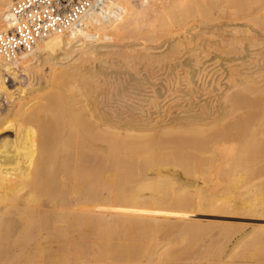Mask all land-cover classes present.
Here are the masks:
<instances>
[{
	"label": "bare ground",
	"instance_id": "obj_1",
	"mask_svg": "<svg viewBox=\"0 0 264 264\" xmlns=\"http://www.w3.org/2000/svg\"><path fill=\"white\" fill-rule=\"evenodd\" d=\"M10 1H12V0H0V8L6 2L9 3ZM138 1H140V0H137V2ZM179 1H180V3H179L180 5L177 6V7L174 5L175 7H173L171 5L169 6L168 0H167V2H166V0H162V1L161 0H142V2H143L142 5L143 6H141V9H139V7L137 9V8L134 7V0H90L89 7L87 8V10L84 13H82L78 17V19L79 18L80 19L81 18H86V17L90 16L89 17L90 23L92 21H98V27H93L92 28V30L97 32V33L94 34V36L97 37V42H95L94 44L93 43L92 44H86V43L85 44H81V43L78 44L79 40L76 39L77 41L74 40L75 42L72 44V42H70L72 39L68 38V36L69 35H71V36L75 35V32H74L75 30L73 31V30H70L68 28L64 32H59L65 38H56L57 40H59V41H57V43H61V44H63L62 46H64V45H66V42H70L73 45L72 47H74L73 51H75V52L81 51V52H78V53H80L79 55H81V54L82 55L83 54L86 55V54L89 53V51L93 52L95 55L96 54L100 55L99 56L100 62L97 61L99 63V66L97 64L96 65L97 67H96V69L94 68L95 69L94 70L93 68L91 69L90 65L87 64V66H89V68L92 70L91 71L89 69L90 70L89 71L87 69L89 71V72L87 71V73L91 72L90 74L94 75L95 71H96L97 74L100 75V76H102V74H103V76H104V74H105V76H108V75H110V72L109 73L106 72L108 66H107L106 61H104V58L105 57L107 58V57L115 56L118 59V57H121L120 56V51L117 49L118 44H116V42L111 43L114 40V38H118V35L121 37V40H124L126 42H128L127 40L130 39L131 37L134 38V39L141 40V41L143 40L144 42L150 41L151 38L148 36V33H147L148 31L146 30V26H149V25H146V24H149L150 21H152L151 23H155V22H157L159 20H162L165 23L162 24L160 27H164V28H158L156 26H151L152 27L151 32H159V31H167V30H169L167 34L162 35L161 37H159L158 40H160L162 37L165 38V36H168L169 34H170V36L171 35L174 36V34L181 33L180 31L182 30L183 27L191 25L190 22H189V25H187L188 24V20L187 19L188 18L189 19H193L191 17L192 15H193V17H195L196 15L200 16V20L201 21L203 20L206 23L207 22L209 23V21H210V23H211V19L212 18L214 19L213 15L215 14L214 12H213L214 13L213 15L210 14L211 8L213 10L218 9L219 13L222 12L224 14V9H223V7L221 5L225 6L224 4L228 3L227 5H230V7L232 5L231 8H233L232 9L233 11L231 9L228 10V11H232V13H230V15L228 13V16H233L234 17L233 19H230V20H234L235 19L236 21L238 20L239 23L240 22L243 23L244 22L243 20H245L246 23H249V25H248L249 29H247L245 31L247 32L248 30H250L251 32H253L256 35H259V36L261 35L260 39L262 40V38H263V40H262V42L259 40L260 42L257 41L258 42L257 43L254 40V38L252 39V37H251V38H249L248 41H250V39L253 40V41H251L250 44L247 45V46L244 44L246 46V47L244 46L245 47L244 49L241 48V50H243V52H241L242 56L240 55L238 58L237 57L221 58L224 61H222L221 59L220 60L222 62H226L225 65L227 63H229V62L233 63V65H234L233 70H234L235 66H237V67H239V69H241V71H244L242 74H244L246 72L249 73V71L252 70L253 67L258 68V69L259 68H263L264 69V64L261 63L262 62L261 60H259L260 56H259V58L257 57V59L259 61H261V62L258 61V63H255L254 66H252V64H253L252 60L250 62L249 61L250 59H248L249 57H251L250 54L252 52V50H250V48L251 49H255V47L261 46L262 43L264 44V0H241L242 2H240V0H211L210 6L208 8L204 7V9H200L199 3H200L201 0H179ZM203 1H205V0H203ZM238 1L241 3V5H240V3ZM140 2H139V4H141ZM205 2H207V1H205ZM243 2H244V4H243ZM171 4H172V2H171ZM193 4L195 6L194 7L195 9L192 8V7L190 8V6L193 5ZM137 6H138V4H137ZM191 9H193V10H191ZM198 9H200V10H198ZM213 10H211V13H212ZM7 11H8L7 9H1L0 10V17H1L2 13L8 15ZM225 12H227L226 9H225ZM211 16H213V17L211 18ZM220 16H222V15H220ZM223 16L227 17V15H223ZM4 17H6V16H4ZM197 18L199 19V17H197ZM196 19H194V21H195L194 24L197 22ZM216 20H219V17ZM240 20H242L243 22L240 21ZM191 21L193 22V20H191ZM1 22H2V20H1ZM77 22H78V20H77ZM208 23H207V25H208ZM213 23H214V21H213ZM200 24L202 25L201 22H200ZM200 24L198 23L197 26L200 25ZM236 24H237V22H236ZM202 26L204 27V25H202ZM245 26L247 27V25H245ZM72 27H75V26H72ZM208 27H210V26H208ZM89 28H91V26H89ZM2 29H4V26L1 24L0 25V30H2ZM188 29H190V28H188ZM201 30H202V28H201ZM234 30H235V28H234ZM237 30L234 31V32H237ZM185 31H186V29H185ZM210 31H212V30H210ZM233 31H232V33H233ZM191 32H192V30L190 31V33ZM198 32H200V31H198ZM198 32H196V33L198 34ZM213 33H216V32H213ZM205 34L203 33L202 36H204ZM189 35L190 34H188V36ZM156 36H159V35H156ZM207 37H208V35H207ZM168 38H172V36L171 37L168 36ZM210 38H208V39H210ZM213 38H215V37H213ZM187 39H188V37H187ZM189 39H193V38L190 37ZM49 40H50V42H52L53 39H49ZM183 40H184V38H183ZM108 41H111V42H108ZM179 41L181 43V40H179ZM236 41H238V39ZM43 42L44 41L39 42L24 57H20V58L14 60L11 63H7L8 65L6 66L7 68H5V69H8L10 71H12V70L14 71L16 69V67H17V64L19 65L20 62L21 63L24 62V61L26 62L25 58L27 59L28 56H32V58L34 57L33 59L36 58L35 61L33 62L31 60L32 58L29 59L28 61L31 60L34 64H36L35 66H40L42 63L43 64L46 63L50 67V70H53V72L51 71V73H55V72L57 73V71L59 70V72L61 71L62 73L69 75V78H71L70 81H72L74 83L76 82L77 79H81V80L83 78L85 79V77H83L82 75L83 74H87V73L86 72L83 73V71L82 72L79 71V73L80 72L83 73L82 75H80L81 73L80 74L77 73V70H80V68L77 65H76L77 67H75L74 65L72 66V64L69 65V66L66 65V63L68 61H71V59L69 58L71 56L68 55L69 57H66L67 55L64 54V53H66V50H65L66 47H63L61 49V51L59 50L60 51V52L58 51L59 53L55 52V54H51V53H48V52L46 54H41V53L40 54H36V53H34V51L37 50V49H38L37 52H39V50L40 51L42 50V49H39V46H41ZM204 42H210V41H201L202 44ZM202 44H200V45H202ZM205 44H207V43H205ZM54 45H57V44H54ZM129 46L131 48V44ZM197 46H196V48L194 47L195 48L194 50L192 49L193 51L192 50H190V51L195 52V54L198 57H202L203 63H201V64H206L207 62L214 60V57L210 56L209 53H206L207 51L204 50L202 48V46H200L198 48H197ZM165 47H164V45H162V46L160 45L159 48H156V50L157 49H162V48H164V49H162L160 51H154L155 55H157V57H159L160 55L158 56V54H161L162 52H164ZM70 48H71V46H70ZM127 48H128V46H127ZM130 48H128V49H130ZM260 48H259V50H260ZM66 49H68V48H66ZM135 50H137V49H135ZM138 50H140V49H138ZM262 50H264V48H262ZM43 51H41V52H43ZM184 51H187V50L184 49ZM189 52H185V53L183 52L184 53L183 55L186 54L188 57H186V58L183 57L184 61L179 62L180 65H183V64L189 65L190 64V62H191L190 57H192L191 56L192 54L188 55ZM260 52L258 53L259 55L261 54ZM134 53L136 54V52H134ZM168 54H170V53H168ZM180 54H182V53L180 52ZM237 54H238V52H237ZM256 54H257V52H256ZM64 55H66V56H64ZM136 55H137L136 56L137 58L135 60H133L134 63L136 61L139 62L142 59L144 60V58H151V56L149 57L150 54L146 55V56H144V55L138 56V54H136ZM152 55L155 56L154 54H152ZM177 55H179V53L178 54L176 53V55L174 54V56H176V57H177ZM252 55H254V53H252ZM153 56H152V58H153ZM255 56H257V55H254V58H255ZM61 57H63V58H61ZM95 57H98V56H95ZM86 58H85V60H86ZM254 58H253V60L255 61ZM68 59H70V60H68ZM77 59L80 60V58H77ZM177 59H178V57H177ZM72 61H73V59H72ZM121 61L116 62V60H114L113 63H112L114 66H112V68H114L115 66L119 67L120 65H123V63H121ZM214 61H216V60H214ZM77 62L78 61H76V64H77ZM217 62H215V63H217ZM74 63H75V61H74ZM83 63H86V62L84 61ZM131 63H132V61H131ZM176 63H177V60H176ZM80 64L82 65V63H80ZM128 64H129L128 66H130V63H128ZM197 64L198 63H196V65ZM208 64H210V63H207L206 65H208ZM217 64H218L217 67H220L218 70H221L222 76L224 77V79H226L225 81H227V82H225L226 86H225L224 90H221V91L219 89L220 86L218 87L216 85L217 83L215 84V86L219 89V90L215 89V91L216 90L219 91V93L217 94V100H216L217 104L213 107V106L209 105L208 103H206V100H205V102H203L204 106H203V108H200L199 112L197 111V110H199V109H197L198 108L197 106H192V107L188 106L187 107L185 105L187 107V109H186L185 106L180 105L178 110H177V116L175 117V113L176 112L172 113V114H174V116L171 114L172 117H173L171 122H167V121L161 120L162 116L165 117L166 112L164 114V112L162 110L159 111L157 109H156L157 111H155V112L153 111L152 112L153 115L155 114V116L154 117L152 116V117L156 118V121L154 123H153L154 120L151 121L152 120L151 117H150L151 113L149 112L150 113V115H149V113L147 114L144 110L141 111V115L139 114L140 116H142V117H140V119L138 118L137 120H133V118L132 119L126 118V120H125V118H124L125 121H123V117H118V116L114 117V116H112V113H109V109H103L102 108L105 111H103L104 114H101L102 117L100 118L99 115H95L94 112H93L94 111V106L96 104H98V103L94 104V106L91 108L89 103L91 104L92 102H90V101H92L93 99L91 100V98H89L88 95H90V94L87 95L88 97L86 96V99L84 98L85 100H87V99L90 100V101L87 100V102L84 100V102H86V103H83L84 105L88 103V106H90L89 107V114L87 115L86 112H84L85 116L87 115L86 117L89 119L88 121L91 123V125H90V123H89V125L92 126V128L94 127V129L95 128H99L100 131H102V133L103 132L113 133V134H115V136H118V137H120L121 135H132L134 137H139V138H141V137H146L147 138L148 137V139H149V136H151L150 135V131L153 130V128L155 126V123L160 124L161 122H163V124L161 126H159L160 130L159 129L156 130L157 128L154 129V130H156L154 132L156 134V136H157L158 133H160V135H161V134H168V133H170V134L174 133L175 134L178 131L187 132L186 136H184V137H181L180 135H179V137H176V135H174L175 137H169V135H168L169 139H166V142H168L166 144H168V145L170 144L169 140L172 139L173 143H172V145L170 144L171 146H174V145H177V146L179 145L180 146L181 145L182 147L187 148L185 150L187 152H183L184 154L179 152L180 158H178V155H179L178 152H176L174 150L173 152L177 153V157L173 158L172 155L169 156L165 152L168 156H164V157H161V158H159V156H157L158 158L157 159L155 158L156 160L152 159L154 157L151 156L152 157L151 159L153 161L149 159L150 162L146 161V163H144L145 166L143 165L144 167L137 166L136 165V162H137L136 158H138L139 155H137L138 157L136 155H134V153H137V151L134 150L135 148H132V150H131V147H129V151L131 150L130 151L131 153H129L130 155L127 154L128 155L127 157H124V155H126V154H123V153H126V152H123L122 148L119 149L120 147H118L119 146L118 144H116L118 146H114L113 142H112L111 144L109 143V144H105L104 145L105 142L103 140H101L99 133L98 134L96 132H95V134H93L94 132L90 133L93 129L92 128L90 129L88 127L89 130H91V131H89L87 129V126H89V125L86 126L87 123H85L84 124L85 126H83V123L81 124L79 122V121H81L80 118L79 117L76 118L78 113L74 114L76 112H74V109L73 110L71 109V105L72 104L68 103L69 100H67L68 104L62 103L61 106L59 107L60 108V112H61V113L59 112L60 113V115H59L60 117L59 116L55 117V118L53 117L54 121H53V124L51 125V127H49L50 129L46 130V132L44 130L43 131L44 134H42V135L38 134L39 137H36L35 139L33 137L34 134L32 135V137L34 139L32 144L29 141H27V142L25 141L26 143L24 144L21 141L22 139H20V141H21V143H20L19 141H17L18 139H16V140L14 139L13 134L12 135L9 134V136L13 137L12 138L13 140H11L12 142H9L10 140H8V143H6V145L4 144L3 150L1 149L3 152L1 151V153H0V178L3 181H6V183H5L6 185L2 186L3 188H5V191L2 192L3 190H0V226L2 225V223H1L2 220L8 215H10L9 217L14 216V218H16L19 215H22V217H24V218L26 217L25 219H27L28 221H31L33 219H37V221H38V220L41 219L40 220L41 222H42V220L45 222L46 221L45 220L46 217H47L48 220L54 219V221H56L58 219V217H59V219L62 218V220H64V217L67 216V217H65L67 219L64 220V222L67 221L66 223H64L62 220L60 222H63L64 224L60 223L58 221L59 222L58 224L59 225L63 224L64 228H66L65 224L68 225V233H66L67 237L66 236L65 237H66V239H68L67 243L69 244V247L68 246H67L68 248L65 247L67 252H66V250L64 251V252L67 253V255L65 256L66 258H64L65 262L67 264H92L93 258H94V262L96 261L95 264H117V263H122V262H124L122 264H153L154 262L159 261L163 257H167V255L169 254V251L171 249V244H172V246H174V244H175L174 243L175 241L172 242L168 238L172 239V237L175 236V239H177L178 236L176 237V235H179V234H175V233L177 231H179L178 229L187 228L193 223L192 222L193 220L191 219V217H194V216H192V214H193L192 212L193 211L197 212L200 207H202L203 210H205L204 209L205 207H210V209H213L217 205V203H216L217 199H215L212 196L213 194L212 195H208V193H207V196H206L207 198L202 197L204 191L197 187V189H199V190H201L203 192L198 190L199 193H202L201 197L198 196V193H196L198 197L195 198L193 196L194 194L190 195L189 192H191V190H187L185 186L183 187V184H184L183 180H182L183 181L182 182L183 183L182 186L179 185L180 182H176V180L178 178L175 179V176H174L175 173L173 175L170 173L172 175L171 177H170V174H169L168 177L167 176L165 177L163 175L162 171H161L162 170L161 169L162 166H166V165H170L171 166L172 165L171 166L173 168L172 172L174 171V169H176V166H177V168L178 167L181 168V170L180 169H177V170H179V171L183 170L187 175H192L193 173L196 174V171H198L197 169H195L196 167L200 166L199 168L202 169V170H203V168H205L206 165L203 166V164L200 165V164H196L194 162H191L190 161L191 158L189 160V157H191L193 155L192 154L193 151H191V148L195 149L197 146H199V145H196V143L200 144V142H202V144L204 145L203 142L208 143L209 141H214V139L217 138V137H211V135H209L210 137H208V135H207V137H205L204 135H202V133L200 134V132H203L206 129L208 130L209 127H207V126H209L213 122L212 121L210 123V122H206V121H211V119L220 120V118L221 117L223 118V116H225L226 114H227L226 116L228 117V114L232 116V114H234V113L240 114L238 116L233 115V118L234 119L237 118V121H245V120H250L251 119V121H249V123H247L246 126L243 128V130L241 132H239V133L228 134V133H225V131L224 132L223 131L217 132L218 133L217 136L219 137V139L222 138L225 141V137L224 136L226 135L228 137V139H230L232 144L233 143L236 144V142H237V143H240V145H242V146L244 145L245 146V147H242V148H244V150L241 148L242 152L239 155H237L236 153H232V152H231V154L228 155L227 152H226L227 153L226 154L225 152H222L220 150L222 153H225V154L224 155L222 154L221 156L218 155V156H220V158L218 156H217V158H218V160L219 159L220 160L221 159L222 160L223 159H227L228 161L231 158L232 162L231 161H229V162L231 164L234 163V164L231 165V167L233 165H235L236 163H238L239 161L244 162L245 167L243 165L242 170H244V168H246L245 171H246L247 174L245 173V171L243 172V174H245V175H248V174L251 175L252 174L251 176H253V174H254V175H259L257 177L261 178L260 173L256 174L257 171L254 168L255 167L256 168L260 167V168H257V170L259 172L264 170L263 167L261 168L262 164H264V98L261 96L262 95V91L264 90V73L262 75L260 74L261 76H258V73L261 71V69H260V71L258 73H256L258 77H256L255 73L254 74L250 73V75L251 74L255 75V77H253V78L249 77L250 80H248L247 78H246L247 80L244 79L243 75L241 76L242 78H235L236 76L232 77L227 72V69H231V68H227V69L224 68V64H221V62H219ZM78 65H79V63H78ZM133 65H134V67H136L135 66L136 64H133ZM35 66L31 69L32 71L34 70ZM85 66H86V64H85ZM128 66L125 64V67H124V65H123L124 68H127ZM226 66L228 67L229 64L226 65ZM199 67H200V65H199ZM208 68H209V66H208ZM36 69H37V67H36ZM29 70H26V71H29ZM169 70H170V68H169ZM188 70H190L189 71L190 77L193 78L194 74H195V70H194L193 66H189ZM84 71H85V69H84ZM238 71L240 72V70H238ZM238 71H236V72H238ZM35 72H36V70H35ZM262 72L263 71H261V73ZM29 73H31V72H29ZM32 73H34V72H32ZM114 73L117 74V72H113V70H111V74H114ZM187 73L188 72H186V74ZM159 74H160V72H159ZM232 74H233V72H232ZM235 74L237 75V73H235ZM34 75H36V74L34 73ZM87 75H89V74H87ZM95 76L98 77L97 75H95ZM105 76H104V78H105ZM238 76L239 75H237V77ZM42 77L34 76L33 79L31 78L32 79L31 83L28 81L30 84L27 83L28 84L27 88L25 87L26 88L25 89V92H26L25 95L27 97L28 96L30 97V95L33 96V94H34V96H35V94L36 95L38 94L36 97H38L40 95V91H41L40 85L46 83V81L44 80V77L43 78ZM187 77H189V76H187ZM90 78L92 79V76H90L89 79ZM112 78H113V80H111V79H109V80L114 81V77L113 76H112ZM229 78H230V80H228ZM231 78H234V79H231ZM46 80H47V78H46ZM86 80L89 81L88 79H86ZM86 80H84V82H80L81 84L84 83L82 85L83 88L80 86L81 89H76L77 87H79L78 85L75 87V89L80 91V93L82 92L81 94H84V95H81L78 91H76V92L79 93V94L77 93L78 95H81L80 98H82L83 96L85 97V93H88L89 91H91L89 89V85L91 86V84H90L91 82L90 83L88 82V84H89L88 85ZM117 80H118V77H117ZM93 81H94V79H92V83L94 84ZM176 81H178V80H176ZM228 82L230 83V85H229ZM70 83H69V85H70ZM205 83H207V82H205ZM213 83H215V82H213ZM213 83H211V84L213 85ZM191 84H193V83H191ZM212 85H211V90H214V88H216V87L214 86V88L212 89ZM66 86H68V85H66ZM46 87H44V88L46 89ZM92 87H93V85H92ZM92 87H90V88H92ZM242 87H244V88L240 89ZM69 88H70V86H69ZM72 88L74 89V87H72ZM73 89H72V91H73ZM157 90H156V92H157ZM242 90H245L243 93L248 91V94H249V92H250V94H249V96L243 97V99L239 100L240 99L239 95L242 93ZM195 91H197V90H195ZM95 92H97V91H95ZM193 92H194V90H193ZM204 92H205V90H204ZM216 93L217 92H215L214 94H216ZM21 94H22V91H21ZM159 94H158V98H160ZM75 95H76V93H75ZM151 95H152V93H151ZM221 96L223 97L222 101L224 102L223 99H226L227 102L226 101L225 102L227 104L225 102H224L225 104L221 103V101H220ZM36 97L34 98V100L36 99ZM91 97L94 98L93 96H91ZM197 97H198V95H197ZM19 98H21V97H19ZM22 98H24V97H22ZM31 98H33V97H31ZM31 98L29 100L31 102L30 106L32 107ZM80 98H78V99H80ZM13 100H15V99H13ZM13 100L10 103H13L14 102ZM228 100H229V102H228ZM58 101H60V100H58ZM97 101H100V100H97ZM149 101H151V100L149 99ZM37 103H39V102H37ZM15 104L16 103L11 104L12 108L7 110L4 113V115L0 116V132L1 133H2L5 125L7 127V124L9 123L8 121H9L10 117H12V111L14 112V108L16 107ZM17 104L19 106V102ZM83 104L80 105V108H81V106L85 107ZM101 104H104V103H101ZM177 104H179V103H177ZM157 105H158V107H160L159 103ZM172 105H173V103H172ZM26 106H27V104H26ZM42 108H43V105H42ZM86 108L88 109V107H86ZM29 110H30V108H29ZM34 110H35V108H34ZM82 110H84V109H82ZM240 110H243V112H239ZM17 111H19V110H17ZM20 111H22V109ZM29 112H33V111H29ZM29 112L26 113V116H27V114ZM39 112H40V109H39ZM95 112L98 113L97 111H95ZM82 113H83V111H82ZM100 113H102L101 110H100ZM144 113H146V114H144ZM15 114H16V111H15ZM37 114L38 113H36V115ZM42 114H43V111H42ZM30 115L34 116V113H30ZM71 115L75 116V117L73 116L72 118H73V120L75 118L76 122L79 120L78 121V126L81 124L82 128L86 127L85 128L86 130L85 131L83 130V131L86 133L87 130H88L87 133H89V134L86 133V135H85V133H84L83 135L82 134L78 135L80 130L79 131L76 130V133H78L77 135H76V133L72 134L73 130H70V129H74L77 126H76L75 120H74L75 125H74L73 120H71ZM113 115H115L114 112H113ZM168 115H166L167 116L166 120L169 121ZM17 116H21L20 112H19V115H17ZM28 116H29V114H28ZM37 117H39V115ZM86 117L84 118V120H86ZM143 117H145V119ZM44 118H45V116H44ZM53 118H52V120H53ZM141 118H143V119H141ZM208 118H210V120H207ZM222 118H221L220 121H222ZM11 120H13V118H11ZM19 120H20V118H19ZM36 120H37V118H36ZM42 120H43V118H42ZM218 120H216V123L218 122L220 125H221L222 122L224 123V121L219 122ZM115 122H117V123H115ZM218 123L216 124V126L219 125ZM12 124H14V123H11V121H10V124H9L10 127H14V125L11 126ZM71 124L74 125V128H73V125L71 127L69 126ZM214 124H212L213 126L211 125V128L215 126ZM39 125H41V124H39ZM231 126H234V124L231 123ZM6 127H5L4 130H6ZM79 128L81 129V127H78V129ZM7 129L9 130V128H7ZM222 130H224V129H222ZM4 132L6 133L8 131H4ZM194 133H196V135H194ZM40 134H41V132H40ZM155 134H154V136H155ZM187 134H189V135H187ZM14 136H16V135L14 134ZM41 137H43V138H41ZM27 138H26V140H27ZM157 138H153L152 140L149 139L150 142L152 141L151 143L150 142L146 143L148 140L145 142V144L142 143V146H141V148L139 150H144V151H146V150L148 151L149 150V152H150L151 149H155L157 146H159V143L161 141H163V139L160 138V140L161 139L162 140L160 142L159 141L156 142ZM154 139H156V140H154ZM219 139L217 138V140H219ZM158 140H159V138H158ZM221 140H219V141H221ZM142 142H143V140H142ZM22 143L27 148H25V146ZM27 143L31 144V145H28V146H30V149L28 148ZM38 144H40L41 146L38 145ZM73 144L75 146H77L78 144L79 145L82 144V146H84V147L80 146V148H77ZM194 145L196 146L195 148H193ZM73 146H74V148H73ZM179 146H178V148L180 149L181 147H179ZM200 146H201V144H200ZM161 147H163V146H161ZM202 147L204 148V146H202ZM202 147H199L198 150L201 151L200 148H202ZM72 148L74 150L77 148L76 152H79L78 155L83 153V152L80 153V151H79L80 149L85 152V149L83 150L82 148H86V152L89 150L88 152H94V153H96V155H95V157H93V159L92 158H87V159L83 158V160H82L81 158L84 156V153H83L82 157H80V155L77 157V155L75 156L76 152H74L75 154L72 153L73 152ZM174 148H176V147H174ZM188 148H190V149L188 150ZM227 148L228 147H226L225 149H227ZM171 149H173V148H170V150ZM213 149H212V151H213ZM228 149H231V148H228ZM235 149L237 150L238 148H235ZM235 149H233V151ZM24 150L25 151L28 150V151L26 153H24L23 152ZM120 150H122V151H120ZM195 150H197V148ZM195 150H194V153L196 152ZM209 150L210 149H208V151ZM217 150L218 149H216L215 151H217ZM245 150H246V153H243ZM144 151H142L143 154H144ZM182 151H184V150H181V152ZM199 151H198V154H199ZM208 151H206V153ZM224 151H226V150H224ZM20 152L23 153L22 154L23 156H24V154L27 155V157L26 158L24 157V159H23V156L20 155ZM175 153H173V154H175ZM203 153H202V155H204ZM18 154H19V157L22 158L23 160L19 159V157L17 156ZM169 154H170V151H169ZM196 154H197V152H196ZM134 156H135V158H134ZM160 156H162V155H160ZM205 156H208V155H205ZM228 157H229V159H228ZM78 159L81 160V161H79ZM204 159H205V157H204ZM216 161H215V164H216ZM199 162L202 163L203 161L201 160ZM207 162H209V161H207ZM230 163L227 164V162H226V164L229 165V166H230ZM207 164H209V163H207ZM240 164H241V162H240ZM257 164H259V165H257ZM212 165L214 166L213 163H212ZM212 165H211V167L209 166L210 169L213 167ZM236 165H238V164H236ZM133 166H134V168H137V169L139 167V169L141 168V170H139L137 172V175H135V177L133 178L132 181L128 182L127 175L132 173V172H134L132 170V169H134V168H132ZM135 166H137V167H135ZM158 166H161V167H159L161 170L160 169H155V167H158ZM170 166H167L165 168L163 167V169L169 170ZM201 166H203V168ZM215 166H216L215 168H217V164ZM226 167L227 166H225L224 168H226ZM220 168H222V167H220ZM239 168H240V166H239ZM218 169H219V167H218ZM215 170L217 171V169H215ZM230 170H232V169H230ZM239 170H241V168ZM224 171L227 172L228 169H226ZM221 174H223V171H222ZM229 174H232V173L229 172L228 175ZM234 174L235 173H234V169H233V174L232 175H234ZM243 174H241V176ZM228 175L226 176V174H224L223 177L225 178V176H226L225 179H228ZM183 176L185 177L186 175H183ZM194 176H196V175H194ZM194 176H192V178ZM210 176H212V175H210ZM237 176H239V175H236V178H237ZM196 178H193V179H196ZM181 179H182V177H181ZM186 179H184V180H186ZM210 179L212 180L211 177H210ZM216 179H220V178H216ZM233 179H235L234 176H233ZM202 180H203V178L201 179V181L200 180L199 181L202 182ZM214 180H215V178H214ZM187 181H186V184H188ZM206 181L209 183V178ZM206 181H203V182H206ZM207 182H206V184H207ZM220 182H219V184H221ZM253 182H255V181L253 180ZM257 184H260V183H257ZM217 185H214V187L216 188ZM203 186H201V187H203ZM254 186L252 185V187H254ZM204 187L202 189H204ZM191 188H192V185H191L190 189ZM17 189L20 190V191H18V192H20V198L17 197V196H13L14 198L16 197V199L12 200L13 204H11L10 202H8L7 198H5V197H7V195H9V196L12 195L15 191H17ZM188 189H189V187H188ZM197 189L194 188V190H197ZM209 189L207 188L206 190H208V191L213 190V189H210V190ZM221 189H223V188H221ZM9 191H10V193H9ZM216 191H210V193L211 192H216ZM18 192L16 193L17 195L19 194ZM192 192H193V190H192ZM231 192H233V191H231ZM248 192H247V194H248ZM255 192H256V189H255ZM255 192L249 193V196H250V194H252V196H253L255 194ZM222 193H223V191H222ZM252 196H250V197H252ZM219 197L222 199L223 196L222 197L219 196ZM225 198H227V197H225ZM224 199L222 201H226ZM232 200H234V199H232ZM152 202H158L159 204H157V205L160 208L154 209V210L153 209H151V210L146 209V205L148 203H152ZM215 203H216V205H214ZM239 203L242 204L240 201H239ZM240 204H238V205H240ZM65 209L68 210V212L65 211L67 214H65V216L62 217L60 214H64L65 212L64 213H62V212ZM210 209L206 208L205 212L207 210H210ZM201 213L203 214V211H201ZM207 213L209 214V211H207ZM207 213L205 215L204 214L203 215L206 216ZM196 214L199 215L200 213L199 214L196 213ZM222 214L224 215V213H222ZM223 215H222V217H223ZM240 215H241V213H240ZM224 216H228V215L225 214ZM22 217H20V219H22ZM18 219H19V217H18ZM195 220H198V219H195ZM200 221H204V220L201 219ZM210 221H212V220H210ZM210 221L208 220L207 224ZM48 222H46V224ZM205 222H206V220H205ZM215 222H216V220H215ZM55 223L57 224V222H55ZM199 223H200L201 226L203 225V223L202 224H201V222H199ZM199 223L197 222V223H193V224H195V226H196V224H197V226H200ZM224 223H227V221L224 222ZM231 223H233V222H231ZM235 223H237V222H235ZM43 224H45V223H41V227L45 226V225L43 226ZM207 224H205V225L207 226ZM211 224H210V226L208 225L209 227L213 226V227H211V229L217 228V227L214 226L215 225L214 223L211 222ZM218 224L221 225V223H218ZM238 224L239 223H237V226H239ZM243 224H245V223H242V225ZM63 225H61V227ZM223 225H225V224H223ZM247 225L249 226V224H247ZM255 225L253 227H255ZM228 226H229V228H228ZM228 226L226 224V230L229 231L230 225L228 224ZM234 226L232 225L233 228H234ZM250 226H251V224H250ZM88 227L90 228V231H91V229L94 230L93 228H95V230H94L95 235L94 234H90L91 237L90 236L88 237L89 234L85 235L84 231ZM176 227L177 228L180 227V228L177 229ZM253 227H251V229L254 230L255 228H253ZM49 228L46 227L45 229H43L41 231L45 232V230H46L45 235L48 236V234L50 233V230H51V228L50 229ZM150 228H153L151 230H154V232H151L150 230H148L147 233L149 232V234H146V235H149V236H145L144 237L143 233H141L143 235L140 236L141 235L140 232L142 231V229H145V231H146L147 229H150ZM155 228H158L159 231L158 232L155 231ZM243 228H245V226ZM257 228H258V226H257ZM259 228H260L261 232L262 231L264 232V228L263 227L261 228L259 226ZM58 229H59V232H60V230H62V232H60L61 234H63V231H65V229L63 230L62 228H60V226H57V231H58ZM217 229H221L220 226ZM237 229L238 230L233 229L232 231H229V232H232V233H229V234L227 233L225 235H223L221 233V231L223 232V230H220V232L217 231V233H219L217 235L218 238L222 240V238L224 237L223 239H225L224 240L225 242L224 241H223V243L221 242V244H224V245L220 244L221 248H220V245L218 247V244L220 243L221 240H218V242H219L218 243L216 241V238H214L216 233L214 234V236H212V237L209 236L208 239L206 241H204V242H207V241H210L209 240L210 238H213L212 241H210V242L211 243H213V242L216 243L217 242L216 244H214V243L212 244L213 246L214 245L217 246L216 249H214L212 252L209 251V249H210L209 245H211V243L206 245V247H205V244L203 245V247H205L206 252H207V250L209 252H211L210 254L208 252L207 256L208 257H213L212 261L215 262L216 264L226 263L227 260L229 259V257L232 256L231 253H233L234 249L237 246H239L242 242H245V240H246L245 238L246 237H247V240H249L252 237V235H253V234H251L252 232L256 233L255 231H253L251 229H250L251 231H249V229H248V231L246 230L247 232L244 231L245 229H243L244 232H242V230H239V227H237ZM261 229H263V230H261ZM57 231H56V233H59ZM87 231H88V233H90L89 229ZM145 231L143 230L142 232H145ZM228 231H226V232H228ZM65 232H67V229H66ZM226 232H224V233H226ZM51 233L54 234V232H51ZM159 234H161L162 240L164 239L163 241H165V240H166L165 242L168 241L167 244H165L161 240H160L161 242L159 243V239L161 238L159 236ZM173 234H175V235H173ZM221 234H222V238L219 237V235L221 236ZM56 235L58 236V234H56ZM249 235H250V237L248 238ZM57 236H55V237H57ZM59 236L61 237L62 235H59ZM93 236H95V237H93ZM169 236H171V237H169ZM217 236H215V237H217ZM65 237H63V238H65ZM57 238H58V240L61 239L59 237H57ZM63 238H62V240H63ZM45 239H46V237H44V240ZM50 239H52V238H50ZM53 239L55 241L56 238L53 237ZM226 239H227V241H226ZM54 241H52V243ZM55 242H58V241H55ZM64 243H66V242H64ZM161 243H164V244H162L163 246L161 245ZM51 247H53V246L51 245ZM207 247H209V249H206ZM65 248H63V249H65ZM196 251H197V254L199 255L198 250H196ZM195 252H194V254H196ZM206 252L204 251L202 254L206 255ZM37 253H38V251H37ZM37 253L35 252L34 256H38ZM39 253H40V255L38 257H40V256L43 257V254L41 255V253H44V250H42ZM55 254H57V253H55ZM203 256L204 255L201 256V254H200V257H203ZM96 257H98V260H96ZM215 257H216V259H214ZM240 257H249V256L242 254ZM10 264H12V262H10ZM13 264H15V263H13Z\"/></svg>",
	"mask_w": 264,
	"mask_h": 264
},
{
	"label": "rangeland",
	"instance_id": "obj_2",
	"mask_svg": "<svg viewBox=\"0 0 264 264\" xmlns=\"http://www.w3.org/2000/svg\"><path fill=\"white\" fill-rule=\"evenodd\" d=\"M15 1V0H14ZM13 0L12 1H10L9 3L8 2H6L4 5H2V7L0 8V10L1 9H7L8 11H7V14H9V12H10V8H11V6H12V4H13V2H14ZM136 1V2H135ZM141 1V2H140ZM140 1H138L137 2V0H134V7L135 8H137L138 9V7H139V9H141V6H143L142 4H143V2H142V0H140ZM162 1V0H161ZM177 1V2H176ZM205 1H207V2H205ZM205 1H203V0H201L200 1V3H199V5H200V9H204V7L205 8H208L209 6H210V2H211V0H205ZM139 2L141 3V4H139ZM166 2H167V0H166ZM171 2H172V4H171ZM239 2V1H238ZM240 2H242L241 0H240ZM239 2V3H240ZM180 1L179 0H168V4H169V6L171 5V6H173V7H177V6H179L180 4ZM203 3V4H202ZM205 3V4H204ZM137 4H138V6H137ZM228 3H225L224 5L225 6H223V5H221L222 7H223V9H224V14L222 13V12H220L219 13V10L218 9H216V10H213L212 8H211V10H213L212 11V13H211V10H210V14L211 15H213L214 13V19L212 18L213 16H211V23H210V21H209V23H208V25H207V23L206 22H204L203 20V22L200 20V16H195L196 18L197 17H199V21L195 18V17H193V15L191 16L193 19H187L188 20V24L187 25H189V22H190V26H186V27H183L182 28V30L180 31L181 33H178V34H174V36L173 35H171L172 36V38H168V36L169 37H171L170 36V34L168 35V36H165V38L164 37H162L160 40H158L159 39V37H161L162 35H165V34H167L168 33V31L169 30H167V31H159V32H151V29H152V27L151 26H156V27H158V28H164V27H160L162 24H164L165 22L164 21H162V20H159V21H157V22H155V23H151L152 21H150L149 22V24H146V25H149V26H146V30L148 31L147 33H148V36L151 38L150 39V41H146V42H144L143 40L141 41V40H138V39H134V38H130V39H128L127 41L128 42H126V41H124V40H121V37L118 35V38H114V40L111 42V41H108V42H111V43H114V42H116V44H118V47H117V49L120 51V56L121 57H118V59H117V57H115V56H111V57H105L104 58V61H106V63H107V70H106V72H110V75H108V76H105V74H104V76H105V78H104V76H103V74H102V76H100V75H98L97 74V72L95 71V74L94 75H92V74H90V73H87V71L91 68H95L96 69V65L98 64V66H99V63L98 62H100V59H99V56L100 55H95L93 52H90L89 51V53L88 54H81V55H79L80 53H78V52H81V51H78V52H75V51H73V48L74 47H72L73 45V43L75 42V41H77L76 39H78L79 40V43L78 44H94L95 42H97V37L96 36H94V34L95 33H97L96 31H94V30H92V28L93 27H98V21H92L91 23H90V19H89V17L90 16H88V17H86V18H79L78 19V22H76V24L75 25H73V26H75V27H70L69 29L70 30H75L74 32H75V35H73V36H71V35H69L68 36V38H71L72 40L70 41V42H72V44L70 43V42H66V45H64V46H62L63 44H61V43H57V41H59V40H57L56 38H65V37H63L60 33H55V34H53V35H51L49 38H47L46 40H43L44 42L42 43V45L41 46H39V49H42L41 51H43V52H41L40 50H39V52H37V50H35L34 51V53H36V54H46L47 52L48 53H51V54H55V52L56 53H59L60 51H61V49L63 48V47H66V48H68V49H66L65 48V50H66V53H64V54H66V55H64V56H66V57H69V56H71V57H69L70 59H71V61H72V59H73V61L71 62V61H68L67 63H66V65H71L72 64V66L74 65L75 67H79L80 68V70H77V73H79V71H83V73H87V74H89V75H87V74H83V73H79L80 75H82L83 77H85V79L83 78L82 80L81 79H75L76 80V82L74 83V82H72V81H70V79L71 78H69V75H67V74H64V73H62L61 71L59 72V70L57 71V73L55 72V73H51V71L53 72V70H50V67L46 64V63H42L40 66H35L36 64H34L33 62L35 61V59H33L32 58V56H26L27 57V59L25 58V60H26V62L24 61V62H20L19 63V65L17 64V67H16V69L13 71H10V70H8V69H5V68H7L6 66L8 65L7 63H5V62H3V61H1V59H0V116H2V115H4V113L7 111V110H9V109H11L12 108V105L11 104H14V103H16L15 104V108H14V112L12 111V117H10V119H9V123L7 124V127H6V125H5V127H6V130H4L5 129V127H4V129H3V131H2V133L0 132V153H1V151L3 150V148H4V144L6 145V143H8V140H10L9 142H12L11 140H13L12 138L14 137V139L16 140V139H18L17 141H19L20 143H21V141L25 144L27 141H29L31 144L33 143V140L36 138V137H39V135H42V134H44V130H45V132H46V130H48V129H50L49 127H51V125L53 124V121H54V118L55 117H58L59 115H60V106H61V104L62 103H66V104H68V103H71L72 105H71V109L73 110L74 109V112H76V113H74V114H77L78 113V115H77V117L76 118H80V120L81 121H79L81 124L83 123V126H85L84 124L85 123H87L86 124V126L87 125H89V119L86 117L88 114H89V107L91 106V108L94 106V104H96V103H98V104H96L95 106H94V114L95 115H99V117L101 118L102 117V115L101 114H104L103 113V111H105V110H103V109H109V113H112V116H114V117H123V121H125L126 120V118H130V119H132L133 118V120H137L138 118L140 119V117H142V116H140L141 115V111H145L147 114L150 112L151 113V121H153V123L156 121V118H153L154 116H155V114L153 115L152 114V112L154 111H157V110H162L163 112H164V114H165V112H166V115H168V117H169V121L168 120H166V118H167V116L165 115V117H163L162 116V118H161V120H164V121H167V122H171L172 121V115L174 116V114H172V113H175V117L177 116V110H178V108H179V106L180 105H182V106H197L198 108L197 109H199V110H197L198 112L200 111V108H203V106H204V103L203 102H205V100H206V103H208L209 105H211V106H215L216 104H217V94L219 93V89H220V91L221 90H224V88H225V82H227V81H225L226 79H224V77L222 76V73H221V70H218L220 67H217V63H219V62H221V64H224V68H231V69H227V72H228V74H230L232 77L234 76H236L235 78H242L241 76L243 75V77H244V79H248V80H250V78H253V77H255V75H256V77H258V76H261L263 73H264V69L263 68H255V67H253L252 68V70H250L249 71V73H244V74H242L244 71H241V69H239V67H237V66H235V68H234V70H233V67H234V65H233V63H231V62H229V63H227L226 65H228L229 64V66L227 67L226 65H225V63L226 62H222V61H224V60H222L221 58H228V57H239L242 53L241 52H243V50H241V48L242 49H244L247 45H249L250 44V42L251 41H253V40H251L250 39V41H248L249 40V38H251L252 37V39L254 38V40L257 42V41H261L262 42V40H263V38H262V40L260 39L261 37V35L259 36V35H256V34H254L253 32H251L250 30H248L247 32L245 31V30H247V29H249L248 28V25H249V23H246V21L245 20H240V21H242L243 23H239V21L237 20H230V19H233L234 17L233 16H228V13H229V15H230V13H232V9L233 8H231L232 7V5H231V7H230V5H227ZM243 4H244V2H243ZM242 4V5H243ZM140 5V6H139ZM175 5V6H174ZM205 5V6H204ZM240 5H241V3H240ZM229 6V7H228ZM194 8L195 6H194V4L193 5H191L190 6V8ZM199 7V6H198ZM197 7V8H198ZM202 7V8H201ZM189 8V7H188ZM195 9V8H194ZM200 9H198V10H200ZM225 9L227 10V12H225ZM229 9H231L232 11H228ZM191 10H193V9H191ZM203 11V10H202ZM214 12V13H213ZM199 13V12H198ZM217 13V14H216ZM219 13V14H218ZM226 13V14H225ZM8 16V15H6V14H4V13H2L1 14V17H0V23L4 26V22H5V19H6V17H4V16ZM219 15V16H218ZM220 15H222V16H220ZM223 15H227V17L226 16H223ZM92 17V16H91ZM190 17V18H191ZM219 17V20H216L217 18ZM224 17V18H223ZM226 17V18H225ZM231 17V18H230ZM221 18V19H220ZM223 18V19H222ZM92 19V18H91ZM194 19H196V23L194 24ZM1 20H2V22H1ZM191 20H193V22L191 21ZM229 20V21H228ZM213 21H214V23H213ZM217 21V22H216ZM192 22V23H191ZM200 22L202 23V25H204V27L200 24ZM224 22V23H223ZM236 22H237V24H236ZM151 23V24H150ZM200 24V25H198L197 26V24ZM206 23V24H205ZM246 23V24H245ZM0 24V25H1ZM216 24V25H215ZM247 25V27L245 26V25ZM195 25V26H194ZM227 25V26H226ZM89 26H91V28H89ZM194 26V27H193ZM206 26V27H205ZM208 26H210V27H208ZM215 26V27H214ZM245 26V27H244ZM198 27V28H197ZM213 29H212V28ZM217 27V28H216ZM223 27V28H222ZM225 27V28H224ZM250 27V26H249ZM4 28H5V26H4ZM188 28H190V29H188ZM201 28H202V30H201ZM234 28H235V30H234ZM185 29H186V31H185ZM207 29V30H206ZM234 31H236L237 29V32H234ZM192 30V32L190 33V31ZM210 30H212V31H210ZM196 31V32H198V31H200V32H198V34L196 33H194V32ZM209 31V32H208ZM232 31H233V33H232ZM239 31V32H238ZM186 32V33H185ZM205 34L204 36H202V34L203 33ZM213 32H216V33H213ZM241 32V33H240ZM194 33V34H193ZM223 33V34H222ZM247 33V34H246ZM188 34H190L189 36L191 37V38H193V39H189L190 37L188 36ZM246 34V35H245ZM156 35H159V36H156ZM207 35H208V37H207ZM130 36V35H129ZM195 38H194V37ZM256 36V37H255ZM167 37V38H166ZM180 37V38H179ZM187 37H188V39H187ZM211 37V38H210ZM213 37H215V38H213ZM239 37V38H238ZM183 38H184V40H183ZM200 38V39H199ZM208 38H210V39H208ZM256 38V39H255ZM49 39H53L52 40V42H50V40ZM116 39V40H115ZM238 39V41H236ZM75 40V41H74ZM171 40V41H170ZM179 40H181V43H180V41ZM248 42H247V41ZM160 41V42H159ZM201 41H210V42H204L203 44L201 43ZM216 41V42H215ZM245 41V42H244ZM259 41V42H260ZM89 42V43H88ZM136 42V43H135ZM148 42V43H147ZM198 42V43H197ZM219 42V43H218ZM241 42V43H240ZM247 42V43H246ZM160 43V44H159ZM205 43H207V44H205ZM238 43V44H237ZM240 43V44H239ZM258 43V42H257ZM54 44H57V45H54ZM71 44V45H70ZM128 46V48H130V44H131V48L130 49H128L127 48V46ZM168 46H167V45ZM185 44V45H184ZM200 44H202V45H200ZM205 44V45H204ZM215 44V45H214ZM220 44V45H219ZM246 46H245V45ZM136 45V46H135ZM162 46V45H164V47H165V50H164V52H162L161 54H158V56L159 57H157V55H155V52L154 51H160V50H162V49H164V48H162V49H157L156 50V48H159V46ZM197 46V48L198 47H200V46H202V48L204 49V50H206L207 52L206 53H209L210 54V56H213L214 57V60H216V61H209V62H207V63H210V64H208V65H206V64H201V63H203V59H202V57H198L196 54H195V52H192L195 48H196V46ZM204 45V46H203ZM240 45V46H239ZM69 46V47H68ZM70 46H71V48H70ZM214 48H213V47ZM243 46V47H242ZM245 46V47H244ZM263 46V47H262ZM122 47V48H121ZM140 47V48H139ZM195 47V48H194ZM229 47V48H228ZM261 47V48H260ZM144 48V49H143ZM227 48V49H226ZM259 48H260V50H259ZM262 48H264V44L262 43V45L261 46H258V47H255V49H251L250 48V50H252V52H251V54H250V56L251 57H249L248 59H250L249 61L251 62V60H252V62H253V64H252V66H254L255 65V63H258V61L259 60H261V61H259V62H261V63H263L264 64V50H262ZM72 49V50H71ZM135 49H137V50H135ZM138 49H140V50H138ZM184 49H186L187 51H184ZM193 49V50H192ZM60 50V51H59ZM69 50V51H68ZM153 50V51H152ZM190 50H192V51H189ZM238 50V51H237ZM254 50V51H253ZM46 51V52H45ZM59 51V52H58ZM71 51V52H70ZM142 51V52H141ZM185 52H189V54L188 55H191L192 57H190V59H191V62H190V64L189 65H185V64H183V65H180V63L179 62H181V61H184V59H183V57H188L186 54V56L185 55H183ZM214 51V52H213ZM257 52V54H256V52ZM261 51V52H260ZM83 52V51H82ZM134 52H136V54H138V56H142V55H144V56H146V55H149V57L151 56V58H144V60L142 61H136L135 63L133 62V60H135L137 57V55L134 53ZM173 52V53H172ZM180 52L182 53V54H180ZM192 52V53H191ZM228 52V53H227ZM231 52V53H230ZM236 52V53H235ZM237 52H238V54H237ZM261 53L260 55L258 54V53ZM71 53V54H70ZM78 53V54H77ZM93 53V54H92ZM154 54L155 56H153L152 54ZM168 53H170V54H168ZM176 53L178 54L179 53V55H177V57H178V59H177V57L176 56H174V54L176 55ZM212 53V54H211ZM216 53V54H215ZM252 53H254V55H257V56H255V58H254V55H252ZM263 53V54H262ZM77 54V55H76ZM198 54V53H197ZM223 54V55H222ZM235 54V55H234ZM69 55V56H68ZM98 56V57H95V56ZM135 57H134V56ZM220 55V56H219ZM226 55V56H225ZM63 56V57H64ZM77 56V57H76ZM79 56V57H78ZM88 56V57H87ZM152 56H153V58H152ZM242 56V55H241ZM259 56H260V58H259ZM63 57H61V58H63ZM87 57V58H86ZM94 57V58H93ZM155 57V58H154ZM157 57V58H156ZM162 57V58H161ZM174 57V58H173ZM257 57L259 58V60L257 59ZM262 57V58H261ZM32 58V59H31ZM77 58H80V60L82 61H80L79 59H77ZM85 58H86V60H85ZM133 58V59H132ZM201 58V59H200ZM253 58L255 59V61L253 60ZM29 59H31L30 61H28ZM70 59H68V60H70ZM89 59V60H88ZM93 59V60H92ZM98 59V60H97ZM113 59V60H112ZM181 59V60H180ZM183 59V60H182ZM194 59V60H193ZM222 61H221V60ZM103 60V59H102ZM114 60H116V62H118V61H121V63H123V65H124V67H125V64L128 66L129 64L128 63H130V66H128L127 68H124L123 67V65H120L119 67L118 66H115L114 68H112V66H114L112 63H113V61ZM146 60V61H145ZM161 60V61H160ZM167 60V61H166ZM170 60V61H169ZM176 60H177V63H176ZM205 60V59H204ZM74 61H75V63H74ZM76 61H78L77 62V64H76ZM86 62V63H83V62ZM98 61V62H97ZM129 61V62H128ZM131 61H132V63H131ZM196 61V62H195ZM218 61V62H217ZM257 61V62H256ZM3 62V63H2ZM97 62V63H96ZM128 62V63H127ZM148 62V63H147ZM212 62V63H211ZM215 62H217V63H215ZM78 63H79V65L81 66H79L78 65ZM80 63H82V65L80 64ZM125 63V64H124ZM176 63V64H175ZM196 63H198L197 65H196ZM25 64V65H24ZM84 64V65H83ZM85 64H86V66H85ZM87 64L88 65H90V68H89V66H87ZM95 66H94V65ZM112 64V65H111ZM133 64H136L135 66L136 67H134V65ZM148 64V65H147ZM166 64V65H165ZM174 64V65H173ZM195 64V65H194ZM77 65V66H76ZM92 65V66H91ZM155 67H154V66ZM165 65V66H164ZM199 65H200V67H199ZM215 65V66H214ZM35 66V68H34V70L32 71L31 69L33 68ZM110 66V67H109ZM163 66V67H162ZM176 66V67H175ZM189 66H193V68H194V70H195V74H194V77L193 78H191L190 77V75H189V71L190 70H188V68H189ZM202 66V67H201ZM208 66H209V68H208ZM211 66V67H210ZM214 66V67H213ZM226 66V67H225ZM232 66V67H231ZM36 67H37V69H36ZM85 67V68H84ZM87 67V68H86ZM185 67V68H184ZM217 67V68H216ZM27 68V69H26ZM31 70H29V69ZM78 68V69H79ZM83 68V69H82ZM111 68V69H110ZM157 68V69H156ZM169 68H170V70H169ZM178 68V69H177ZM206 68V69H205ZM215 70H213V69ZM25 69V70H24ZM42 69V70H41ZM45 69V70H44ZM82 69V70H81ZM84 69H85V71H84ZM88 69V70H87ZM90 69V70H91ZM94 69V70H95ZM115 69V70H114ZM155 69V70H154ZM161 69V70H160ZM212 69V70H211ZM260 69H261V71H263L262 73H261V71H260ZM26 70H29V71H26ZM35 70H36V72H35ZM47 70V71H46ZM89 70V71H90ZM110 70V71H109ZM111 70H113V72H117V74H111ZM177 70V71H176ZM210 70V71H209ZM233 70V71H232ZM238 70H240V72L238 71ZM41 71V72H40ZM88 71V72H89ZM92 71V70H91ZM170 71V72H169ZM183 71V72H182ZM208 71V72H207ZM236 71H238V72H236ZM260 71V72H259ZM22 72V73H21ZM27 72V73H26ZM29 72H31V73H29ZM32 72H34L36 75H34V73H32ZM121 72V73H120ZM159 72H160V74H159ZM186 72H188L187 74H186ZM198 72V73H197ZM231 72V73H230ZM232 72H233V74H232ZM259 72V73H258ZM29 73V74H28ZM170 73V74H169ZM172 73V74H171ZM235 73H237V75H239L238 77H237V75L235 74ZM250 73H252V74H254L255 73V75H250ZM256 73H258V76H257V74ZM261 74V75H260ZM27 75V76H26ZM29 75V76H28ZM95 75H97L98 77H96ZM114 77V81H111V80H113V78H112V76ZM115 75V76H114ZM132 75V76H131ZM167 75V76H166ZM250 75V76H249ZM12 76V77H11ZM34 76H38V77H44V80L46 81V83L45 84H41L40 85V87H41V91H40V97L38 96V97H36L37 95L35 94V96H34V94H33V96L32 95H30V97L28 98L26 95H25V89L27 88V83H31V81H32V79H33V77ZM90 76H92V79H94V84L92 83V79L90 80L89 79V77ZM94 76V77H93ZM130 76V77H129ZM165 76V77H164ZM187 76H189V77H187ZM221 76V77H220ZM246 76V77H245ZM248 76V77H247ZM29 77V78H28ZM42 77V78H43ZM117 77H118V80H117ZM182 77V78H181ZM196 77V78H195ZM207 77V78H206ZM218 77V78H217ZM230 77V76H229ZM250 77V78H249ZM32 78V79H31ZM46 78H47V80H46ZM136 78V79H135ZM161 78V79H160ZM213 78V79H212ZM217 78V79H216ZM49 79V80H48ZM86 79H88L89 81H87ZM109 79H111V80H109ZM207 79V80H206ZM216 79V80H215ZM231 79H234V78H231ZM246 79V80H247ZM79 80V81H78ZM84 80H86L87 81V84H88V82L91 84V86L89 85V89L91 90V91H89L88 93H85V97L83 96L82 98H80L81 97V95H84V94H81L80 93V91H78V90H76V89H81V87H82V85L84 84H81L80 82H84ZM110 82H109V81ZM176 80H178V81H176ZM193 80V81H192ZM228 80H230V78L228 79ZM29 81V82H28ZM97 83H96V82ZM132 81V82H131ZM195 81V82H194ZM71 82V83H70ZM78 82V83H77ZM160 82V83H159ZM205 82H207V83H205ZM213 82H215V83H213ZM29 83V84H30ZM68 83V84H67ZM69 83H70V85H69ZM127 83V84H126ZM157 83V84H156ZM191 83H193V84H191ZM196 83V84H195ZM211 83H213V85L211 84ZM217 83V84H216ZM229 83V82H228ZM81 84V85H80ZM212 85V89L214 88V86H215V84L219 87V89L216 87V88H214V90H211V85ZM66 85H68V86H66ZM79 86V87H77L76 89H75V87L76 86ZM87 85V86H88ZM92 85H93V87H92ZM117 85V86H116ZM191 85V86H190ZM204 85V86H203ZM229 85H230V83H229ZM46 87V89L44 88V87ZM69 86H70V88H69ZM74 87V89L72 88V87ZM81 86V87H80ZM116 86V87H115ZM121 86V87H120ZM163 86V87H162ZM201 86V87H200ZM26 87V88H25ZM90 87H92V88H90ZM127 87V88H126ZM51 88V89H50ZM83 88V87H82ZM120 88V89H119ZM196 88V89H195ZM244 87H242V88H240V89H243ZM72 89H73V91H72ZM158 89V90H157ZM165 89V90H164ZM179 89V90H178ZM215 89H218V90H216L215 91ZM43 90V91H42ZM69 90V91H68ZM128 90V91H127ZM156 90H157V92H156ZM193 90H194V92H193ZM195 90H197V91H195ZM203 90V91H202ZM204 90H205V92H204ZM210 90V91H209ZM248 90V89H247ZM8 91V92H7ZM19 91V92H18ZM21 91H22V94H21ZM76 91H78L81 95H78L79 93L78 92H76ZM95 91H97V92H95ZM113 91V92H112ZM152 91V92H151ZM188 91V92H187ZM207 91V92H206ZM245 90H242V93L244 92ZM264 91V90H263ZM262 91V97L264 98V92ZM6 92V93H5ZM18 92V93H17ZM94 92V93H93ZM99 92V93H98ZM139 92V93H138ZM157 94H155V93ZM161 92V93H160ZM211 92V93H210ZM215 92H217L216 94H214ZM16 93V94H15ZM24 93V94H23ZM39 93V92H38ZM72 93V94H71ZM75 93H76V95H75ZM78 93V94H77ZM151 93H152V95H151ZM161 95H160V94ZM240 94L239 95V100H241V99H243V97H246V96H249V94H250V92H249V94H248V91L247 92H245V93H243V94ZM49 94V95H48ZM88 94H90L91 96H93L94 98H92L90 95H88ZM106 94V95H105ZM119 94V95H118ZM155 94V95H154ZM158 94H159V96H160V98H158ZM185 94V95H184ZM245 94V95H244ZM89 96V98H91V100L92 101H90V100H88V101H90V102H92L91 104L89 103V105L90 106H88V103L87 104H83V103H86L87 102V100H85L86 99V96ZM98 95V96H97ZM194 95V96H193ZM197 95H198V97H197ZM213 97H212V96ZM243 95V96H242ZM42 96V97H41ZM56 96V97H55ZM71 96V97H70ZM87 96V97H88ZM101 96V97H100ZM208 96V97H207ZM242 96V97H241ZM19 97H21V98H19ZM22 97H24V98H22ZM31 97H33V98H31ZM36 97V99L34 100V98ZM78 97V98H80V99H76V98ZM113 97V98H112ZM115 97V98H114ZM207 97V98H206ZM18 100H17V99ZM28 98V99H27ZM31 98V101H32V107L30 106L31 105V102H30V99ZM71 98V99H70ZM85 98V99H84ZM103 98V99H102ZM112 98V99H111ZM162 98V99H161ZM166 98V99H165ZM185 98V99H184ZM188 98V99H187ZM222 96H221V99H220V101H221V103H224L225 101H226V99H223L224 100V102L222 101ZM13 99H15V100H13L14 102L13 103H10L11 101ZM100 100V101H97V100ZM121 99V100H120ZM149 99L152 101H149ZM153 99V100H152ZM178 101H177V100ZM180 99V100H179ZM193 99V100H192ZM199 99V100H198ZM26 100V101H25ZM35 102H34V101ZM38 100V101H37ZM55 100V101H54ZM58 100H60V101H58ZM67 100H69L68 101V103H67ZM73 100V101H72ZM82 100V101H81ZM84 100L86 101V102H84ZM96 100V101H95ZM106 100V101H105ZM145 100V101H144ZM192 100V101H191ZM25 103H24V102ZM39 102V103H37V102ZM95 101V102H94ZM105 101V102H104ZM108 101V102H107ZM115 101V102H114ZM173 103V105H172V103ZM19 102V106H18V103ZM30 102V103H29ZM104 103V104H101V103ZM149 102V103H148ZM227 102V101H226ZM225 102V103H226ZM228 102H229V100H228ZM34 103V104H33ZM44 103V104H43ZM81 103V104H80ZM130 103V104H129ZM159 103V106L161 107H158V104ZM162 103V104H161ZM177 103H179V104H177ZM185 103V104H184ZM224 103V104H225ZM10 104V105H9ZM26 104H27V106H26ZM39 104V105H38ZM84 105L85 107H82L81 106V108H80V105ZM123 104V105H122ZM171 104V105H170ZM191 104V105H190ZM194 104V105H193ZM227 104V103H226ZM42 105H43V108H42ZM45 105V106H44ZM78 107H77V106ZM98 105V106H97ZM147 105V106H146ZM152 105V106H151ZM156 107H155V106ZM133 106V107H132ZM150 108H149V107ZM185 106V108L187 109V107ZM23 107V108H22ZM73 107V108H72ZM86 107H88V109L86 108ZM135 107V108H134ZM155 107V108H154ZM22 109V111H20L21 109ZM29 108H30V110H29ZM34 108H35V110H34ZM37 108V109H36ZM40 109V112H39V109ZM87 110H86V109ZM103 108V109H102ZM159 108V109H158ZM82 109H84V110H82ZM96 109V110H95ZM154 109V110H153ZM157 109V110H156ZM17 110H19V111H17ZM26 112H25V111ZM38 110V111H37ZM71 110V111H72ZM79 110V111H78ZM100 110L102 111V113H100ZM15 111H16V114H15ZM29 111H33V112H29ZM42 111H43V114H42ZM78 111V112H77ZM82 111H83V113H82ZM95 111H97L98 113H96ZM174 111V112H173ZM19 112H20V115L21 116H17V115H19ZM27 112H29L28 114H29V116H28V114H27V116H26V113ZM60 112V113H59ZM84 112H86V116H85V113ZM113 112H114V114L115 115H113ZM239 112H243V110H240ZM30 113H34V116H31L30 115ZM36 113H38L37 115H36ZM40 113V114H39ZM48 113V114H47ZM72 113V112H71ZM146 113H144V114H146ZM150 113H149V115H150ZM15 114V115H14ZM51 114V115H50ZM117 114V115H116ZM125 114V115H124ZM140 114V115H139ZM172 114V115H171ZM231 114V113H230ZM25 115V116H24ZM39 115V117H37ZM53 115V116H52ZM227 115V114H226ZM223 116V118H222V121H224V123L222 122V121H220L221 120V118H220V120H218V119H216V120H218L219 122H222L221 123V125L219 124L218 126H216V120H213V119H211V121H206V122H212L209 126H207V127H209L208 128V130L206 129H204L205 131H203V132H200V134L202 133V135H204L205 137H207V135H208V137H210L209 135H211V137H217L218 139H219V137L217 136L218 135V133L217 132H220V131H225V133H228V134H231V133H239V132H241L242 130H243V128L246 126V124L247 123H249V121H251V119L250 120H245V121H237V118H233V115H236V116H238V115H240V114H237V113H234V114H232V116L231 115H229L228 114V117L227 116ZM17 116V117H16ZM31 116V117H30ZM44 116H45V118H44ZM74 116V115H73ZM72 115H71V120H73V117ZM153 116V117H152ZM25 117V118H24ZM30 117V118H29ZM33 117V118H32ZM54 117V118H53ZM60 117V116H59ZM75 117V116H74ZM86 117V120H84V118ZM174 117V118H175ZM230 117V118H229ZM11 118H13V120H11ZM19 118H20V120H19ZM36 118H37V120H36ZM42 118H43V120H42ZM52 118H53V120H52ZM124 118H125V120H124ZM144 119H145V117H143ZM143 118H141V119H143ZM122 119V118H121ZM74 120H75V118H74ZM74 120H73V122H74ZM83 120V121H82ZM207 120H210V118H208ZM227 122H226V121ZM10 121H11V123H14V124H12L11 126H13L14 125V127H10ZM39 121V122H38ZM78 121L76 122V120H75V122H76V128H74V125H75V122H74V125L73 124H71V125H69L70 127L73 125V128L74 129H70V130H73V133L72 134H75L76 133V130L77 131H79L80 130V132H79V134L78 133H76V135L78 134V135H80V134H84L85 132V128H82V125L80 124L79 126H78ZM38 122V123H37ZM166 122V123H167ZM226 122V123H225ZM230 122V123H229ZM22 123V124H21ZM115 123H117V122H115ZM120 123V122H119ZM152 123V122H151ZM152 123V124H153ZM215 123V124H214ZM231 123H233L234 124V126H231ZM35 124V125H34ZM39 124H41V125H39ZM45 124V125H44ZM163 124V122H161L160 124H158V123H155V126H154V128H153V130H151L150 131V135L151 136H149V139L150 140H152L153 138H159V140H158V138H157V141L156 142H160L162 139H163V141H161L160 143H159V146H157L155 149H151L150 150V152H149V150L147 151H144V150H139L140 148H141V146H142V143L143 144H145V142L146 143H149L150 141H149V139H148V137L146 138V137H141V138H139V137H134V136H132V135H121L120 137H118V136H115V134H113V133H108V132H103L102 133V131H100V129L99 128H95L94 129V127L92 128V126H90L91 125V123H90V125L89 126H87V129L89 130V128L91 129H93L92 131L91 130H89V131H91L90 133H92V132H94L93 134H95V132L98 134H100V138H101V140H103L105 143H104V145L105 144H111L112 142H113V145L114 146H118V147H120L119 149H121L122 148V150H123V152H126V153H123V154H126V155H124V157H127L128 155H130L129 153H131L130 151L132 150V148H135L134 150H136L137 151V153H134V155H139V157L138 158H136V165L137 166H139V167H144L145 165H144V163H146V161H148V162H150L149 161V159L150 160H152V159H157L158 157L157 156H159V158H161V157H164V156H170V155H172L173 156V158L174 157H177V153H175V152H173L174 150L176 151V152H178V154H179V152L180 153H183V152H187V151H185L187 148H185V147H182L181 145L179 146V147H181L180 149L181 150H184V151H182L181 152V150L178 148V146L177 145H174V146H171L172 145V139L171 140H169L170 142V144L168 145V144H166V143H168V142H166V139H169V137H175L174 135H176V137H179V135L181 136V137H184V136H186V133L187 132H185V131H178L177 133H172V134H170V133H168V134H161L160 135V133H158L157 134V136H156V134L154 133L156 130H158L159 129V126H161ZM212 124H214L215 126L214 127H212L211 128V125ZM9 125V126H8ZM37 126V127H36ZM41 126V127H40ZM213 126V125H212ZM69 127V128H70ZM78 127H81V129L79 128L78 129ZM89 127V128H88ZM223 127V128H222ZM7 128H9V130L7 129ZM35 128V129H34ZM39 130H38V129ZM43 128V129H42ZM47 128V129H46ZM155 128H157L156 130H154ZM222 129H224V130H222ZM34 130V131H33ZM83 132H82V131ZM88 130H87V132H88ZM160 130V129H159ZM4 131H8V132H4ZM13 131V132H12ZM19 131V132H18ZM25 131V132H24ZM41 132V134H40V132ZM98 131V132H97ZM16 132V133H15ZM36 132V133H35ZM39 132V133H38ZM72 132V131H71ZM86 132V133H87ZM184 132V133H183ZM86 133H85V135H86ZM157 133V132H156ZM191 133V132H190ZM216 133V134H215ZM9 134L10 135H12L13 134V137H11V136H9ZM14 134L16 135V136H14ZM30 134V135H29ZM34 134V135H33ZM39 134V135H38ZM87 134H89V133H87ZM154 134H155V136H154ZM214 134V135H213ZM32 135H33V137H34V139H33V137H32ZM168 135H169V137H168ZM172 135V136H171ZM187 135H189V134H187ZM194 135H196V133H194ZM148 136V135H147ZM163 136V137H162ZM28 137V138H27ZM31 137V138H30ZM167 137V138H166ZM225 137V141H224V139H219V140H221V141H219V140H217V138H213L214 139V141H209L208 143H205V142H203L204 143V145L202 144V142H200V144H201V146H200V144H197L196 143V145H199V146H193V148H197V150L199 149V147H202V146H204V148L202 147V148H200V150L201 151H199V154H198V151L197 150H195V149H192L191 148V151H193V155L191 156V157H189V160H190V158H191V162H194V163H196V164H203V166H205V168H203V166H201L202 168H203V170L202 169H200L199 167H196L195 169H197L198 171H196V174L195 173H193L194 175H196V176H194L193 174L192 175H187L183 170V172L182 171H179V170H177V169H180L181 170V168H177V166H176V169H174V171L172 172V165L170 166V165H166V166H158V167H155V169H160L159 167H161V171H162V173H163V175L166 177H168L169 176V174L171 173L172 175L174 174V176H175V179H177L176 180V182H180L179 183V185H181L182 186V184H183V187L185 186L186 187V189L187 190H191V192H189L190 193V195L192 194H194L193 196L195 197V198H197L198 196H200L201 197V194L202 193H199L198 192V190L199 189H197V187L198 188H200L201 190H203V191H201V190H199V191H201V192H203V195H202V197H205V198H207L206 196H207V193H208V195H212L215 199H217V205H216V203L214 204V205H216L213 209H210V207H205L204 209L206 210V208L207 209H210V210H207V211H209V214L207 213V211L205 212V210H203V208L202 207H200L199 208V210L197 211V212H195V211H193L192 213L194 214H192V216H194V217H191V219L193 220L192 222L193 223H199V222H201V224L203 223V225L201 226L200 225V223H199V225L200 226H197V224H196V226H195V224H193L192 222V224L194 225H190L189 227H187V228H184V229H182V228H180V227H178V228H180V229H178L177 227V229L179 230V231H177L175 234H179V235H176V237H177V239H175V236L174 237H172V239L171 238H168L169 240H171L172 242H174L175 244H174V246H172V244H171V249H170V251H169V254L167 255V257H163L162 259H160L159 261H157V262H154L153 264H216L215 262H213L212 261V258L213 257H208L207 255V253L209 252V251H213L214 249H216V245H212L213 243L214 244H216L217 242H218V240H221V239H219L218 238V234L219 233H217V231L218 232H220V230H223V232L221 231V233L223 234V235H225V234H229V233H232V232H229V231H232L233 229H236V230H238L237 229V227H239V230H242V232H244V231H248V229H249V231H251V230H253V229H251V227H253L255 224V227H253V228H257V226H258V228L255 230H253V231H255L256 233H254V232H250L251 234H253L252 235V237L249 239V240H247V237L245 238L246 240H245V242H242L239 246H237L235 249H234V251H233V253H231V255L232 256H230L229 257V259L227 260V262L226 263H222V264H264V232L262 231H260V228H259V226L262 228H264V170H262V171H258L257 170V168H260V167H255L254 169H256V174L258 173H260V176H261V178L260 177H257V176H259V175H254L253 174V176H251V175H245V174H243V172L246 170V168H244V170H242V168H243V165H244V162H242V161H239L238 163H236V164H238V165H233L232 167H231V165L232 164H234V163H230L229 161H231V158H230V160L228 161L227 159H219L218 160V158H217V156L218 155H224L226 152L228 153V155L229 154H231V152L232 153H236L237 155H239V154H241V150L243 149L244 150V148H242V147H245L244 145L242 146V145H240V143H237L236 142V144L235 143H231V141H230V139H228V137L225 135L224 136ZM8 138V139H7ZM11 138V139H10ZM24 138V139H23ZM26 138H27V140H26ZM41 138H43V137H41ZM45 138V137H44ZM143 138V139H142ZM145 138V139H144ZM160 138H162L161 140H160ZM20 139H22L21 141H20ZM32 139V140H31ZM212 139V140H213ZM142 140H143V142H142ZM145 140V141H144ZM154 140H156V139H154ZM4 141V142H3ZM26 141V142H25ZM168 141V140H167ZM3 142V143H2ZM152 142V141H151ZM150 142V143H151ZM154 142V141H153ZM22 143V144H23ZM30 143H27V146L28 145H31ZM115 143V144H114ZM166 145H164V144ZM219 143V144H218ZM23 144V145H24ZM75 144V143H74ZM73 144V145H74ZM116 144H118V145H116ZM162 144V145H161ZM207 144V145H206ZM235 144V145H234ZM38 145H40V144H38ZM237 145V146H236ZM25 146V145H24ZM41 146V145H40ZM75 146V145H74ZM74 146H73V148H74ZM80 146L81 147H84V146H82V144L81 145H77V146H75V147H77V148H80ZM139 146V147H138ZM161 146H163V147H161ZM173 148V149H171L170 150V148ZM222 146V147H221ZM241 146V147H240ZM129 147H131V150L129 151ZM169 149H168V148ZM174 147H176V148H174ZM210 147V148H209ZM226 147H228V148H231V149H225ZM233 147V148H232ZM240 147V148H239ZM25 148H27L26 146H25ZM24 148V149H25ZM28 148L30 149V146H28ZM72 148V149H73ZM77 148L74 150L73 149V154H75L74 152H76L77 151ZM213 149V151H212V149ZM235 148H238L237 150L235 149ZM242 148V149H241ZM2 149V150H1ZM83 150L85 149V152H86V148H82ZM138 149V150H137ZM167 149V150H166ZM179 149V150H178ZM190 148H188V150H189ZM203 149V150H202ZM208 149H210L209 151H208ZM216 149H218L217 151H215ZM233 149H235L234 151H233ZM26 150V149H25ZM23 151L24 153H26L27 151ZM79 150V149H78ZM88 150V149H87ZM122 150H120V151H122ZM194 150L197 152V154H196V152L194 153ZM222 152H225V153H222ZM224 150H226V151H224ZM80 151V153L81 152H83L84 153V156H83V153L82 154H79L80 155V157H82L81 159L83 160V158H92L93 159V157H95V155H96V153H94V152H84V151H82L81 149L79 150ZM142 151H144V154H143V152ZM169 151H170V154H169ZM206 151H208L207 153H206ZM236 151V152H235ZM3 152V151H2ZM139 152V153H138ZM168 154H166V153ZM175 153V154H173V153ZM204 152V153H203ZM210 152V153H209ZM78 153L79 152H76V154H75V156L77 155V157L79 156L78 155ZM165 153V154H164ZM172 153V154H171ZM202 153L204 154V155H202ZM217 155H216V154ZM226 153V154H227ZM243 153H246V150L243 152ZM23 153H21L20 152V155H22ZM128 154V155H127ZM184 154V153H183ZM160 155H162V156H160ZM182 155V154H181ZM205 155H208V156H205ZM210 155V156H209ZM18 157H19V154L17 155ZM23 156V155H22ZM154 157V158H152V157ZM220 156H218L219 158H220ZM24 157L26 158L27 157V155H25L24 154V156H23V159H24ZM141 157V158H140ZM204 157H205V159H204ZM17 158V157H16ZM98 158V157H97ZM134 158H135V156H134ZM148 158V159H147ZM152 158V159H151ZM178 158H180V154L178 155ZM197 158V159H196ZM203 158V159H202ZM208 158V159H207ZM211 158V159H210ZM19 159H22V158H20L19 157ZM22 159V160H23ZM85 159V160H86ZM155 159V160H156ZM203 161L202 163H200L199 161H201V160ZM228 159H229V157H228ZM79 160V159H78ZM84 160V161H85ZM135 160V159H134ZM217 160V161H216ZM225 160V161H224ZM227 160V161H226ZM79 161H81V160H79ZM153 161V160H152ZM207 161H209V162H207ZM213 161V162H212ZM215 161H216V164H217V168H215L216 166V164H215ZM224 161V162H223ZM209 163V164H207V163ZM226 162H227V164L228 163H230V166L229 165H227L226 164ZM232 162V161H231ZM240 162H241V164H240ZM206 163V164H205ZM212 163L214 164V166L212 165ZM220 163V164H219ZM135 164V163H134ZM144 165V166H143ZM208 165V166H207ZM211 165L213 166L211 169H210V167H211ZM222 165V166H221ZM242 165V166H241ZM257 165H259V164H257ZM256 165V166H257ZM137 166H135V167H137ZM167 166H170L169 167V170H165V169H163V167L165 168V167H167ZM210 166V167H209ZM225 166H227L226 168H224ZM239 166H240V168H241V170H239L240 168H239ZM139 167H138V169L137 168H134V166L132 167V168H134V169H132L134 172H132V173H130V174H128L127 175V180H128V182L129 181H132L133 180V178L135 177V175H137V172L139 171V170H141V168L139 169ZM209 169H208V168ZM218 167H219V169H218ZM220 167H222V168H220ZM234 167V168H233ZM244 167H245V165H244ZM263 167V169H264V164H262V166H261V168ZM171 169V170H170ZM205 169V170H204ZM215 169H217V171L215 170ZM226 169H228V171L230 172V173H232L233 174V169H234V175H232V174H229L228 175V173L227 172H225L224 170H226ZM230 169H232V170H230ZM210 170V171H209ZM220 172H219V171ZM223 171V174H221L222 173V171ZM237 170V171H236ZM261 170V169H260ZM203 171V172H202ZM215 171V172H214ZM240 171V172H239ZM169 172V173H168ZM177 172V173H176ZM198 172V173H197ZM202 172V173H201ZM217 172V173H216ZM182 173V174H181ZM185 173V174H184ZM209 173V174H208ZM212 173V174H211ZM214 173V174H213ZM243 174L242 176H241V174ZM245 173H246V171H245ZM263 175H262V174ZM170 174V177L172 176ZM222 176H221V175ZM224 174H226V176L228 175V179H225L226 178V176H225V178L223 177V175ZM247 174V173H246ZM178 177H177V176ZM182 175V176H181ZM183 175H186L185 177L187 178H185ZM208 175V176H207ZM210 175H212V176H210ZM231 175V176H230ZM236 175H239V176H237V178H236ZM245 175V176H244ZM192 176H194L193 178H196V179H193L192 178ZM233 176H234V178L235 179H233ZM252 178H251V177ZM181 177H182V179H181ZM190 177V178H189ZM209 178V183L206 181V180H208V178ZM210 177L212 178V180L210 179ZM249 177V178H248ZM203 178V180H202V182H200L201 181V179ZM205 178V179H204ZM214 178H215V180H214ZM216 178H220V179H216ZM184 179H186V180H184ZM200 181H199V180ZM252 179V180H251ZM257 179V180H256ZM184 182H183V181ZM188 180V181H187ZM197 180V181H196ZM218 180V181H217ZM221 182H220V181ZM223 180V181H222ZM227 180V181H226ZM253 180L255 181V182H253ZM186 181H187V183L188 184H186ZM194 181V182H193ZM196 181V182H195ZM203 181H206L207 182V184H206V182H203ZM252 181V182H251ZM183 182V183H182ZM219 182L221 183V184H219ZM223 182V183H222ZM260 183V184H257V183ZM6 181H3L1 178H0V190H3L2 192H4L5 191V188H3L2 186H5L6 184ZM215 183V184H214ZM218 185H217V184ZM178 184V183H177ZM199 184V185H198ZM201 184V185H200ZM210 184V185H209ZM212 184V185H211ZM189 187V189H188V187ZM191 185H192V188L190 189V187H191ZM205 187H204V186ZM214 185H217L216 186V188L214 187ZM252 185L254 186V187H252ZM257 185V186H256ZM201 186H203L204 187V189L206 190L207 188L209 189H213V190H210V191H216V192H211L210 193V191H208V190H204V189H202L203 187H201ZM248 187V188H247ZM259 187V188H258ZM194 188L195 189H197V190H194ZM215 188V189H214ZM221 188H223V189H221ZM250 188V189H249ZM252 188V189H251ZM258 188V189H257ZM234 189V190H233ZM255 189H256V192H255ZM8 190V189H7ZM192 190H193V192H192ZM247 190V191H246ZM18 191H20V190H18L17 189V191H15L12 195H7V197H5V198H7V200H8V202H10L11 204H13V202H12V200H14V199H16V197L14 198L13 196H17V197H19L20 198V192H18ZM208 191V192H207ZM221 193H220V192ZM222 191H223V193H222ZM227 191V192H226ZM231 191H233V192H231ZM240 193H239V192ZM249 191V192H248ZM255 192V194L252 196V194H250V196H252V197H250L249 196V193H253V192ZM19 193L18 195L16 194V193ZM220 194H219V193ZM247 192H248V194H247ZM9 193H10V191H9ZM8 193V194H9ZM196 193H198V196H197V194ZM210 193V194H209ZM257 193V194H256ZM15 194V195H14ZM200 194V195H199ZM216 196H215V195ZM218 194V195H217ZM227 194V195H226ZM230 194V195H229ZM240 194V195H239ZM219 196H223L222 197V199L219 197ZM227 197V198H225V197ZM235 196V197H234ZM243 196V197H242ZM239 197V198H238ZM4 198V199H5ZM225 198V199H224ZM221 199V200H220ZM226 200V201H222V200ZM232 199H234V200H232ZM231 202H230V201ZM222 201V202H221ZM229 201V202H228ZM239 201L242 203V204H240L239 203ZM228 202V203H227ZM157 204H159L158 202H152V203H148L147 205H146V209H148V210H151V209H158V208H160ZM238 204H240V205H238ZM201 209V210H200ZM239 212H238V211ZM65 211H67L68 212V210H64L62 213H64ZM200 211V212H199ZM201 211H203V214L205 215L206 213H207V215L206 216H204L202 213H201ZM241 211V212H240ZM195 212V213H194ZM205 212V213H204ZM196 213H200L199 215H197ZM222 213H224V215L226 214V215H228V216H224ZM240 213H241V215H240ZM65 214H67L66 212L64 213V214H60L62 217L63 216H65ZM211 214V215H210ZM238 214V215H237ZM218 215V216H217ZM222 215H223V217H222ZM10 215H8V216H6L3 220H2V225L0 226V264H10V262H12V264L13 263H15V264H63L64 262H65V259L64 258H66L65 256L67 255V250H66V248H68L69 247V244L67 243L68 242V239H66V237H67V235H66V233H68V225H66L65 224V226H66V228H64V223H66L67 221H65L64 222V220L65 219H67V218H65V217H67V216H65L64 217V220H62V218L61 219H59V217H58V219L56 220V221H54V219H50V220H48L47 219V217H46V221L44 222L43 220H42V222L40 221V220H38L37 221V219H33V220H31V221H28L27 219H25L24 217H22V215H19V216H17L16 218H14V216H11V217H9ZM24 216V215H23ZM239 216V217H238ZM18 217H19V219H18ZM20 217H22V219H20ZM228 217V218H227ZM236 218V219H235ZM13 219V220H12ZM195 219H198V220H195ZM202 219V220H204V221H200V220ZM53 220V221H52ZM63 221V222H60V221ZM205 220H206V222H205ZM208 220L210 221V220H212V221H210L209 223L211 224V222L212 223H214L215 225V227H219L220 226V228L221 229H217V228H214V229H211V227H213V226H211V227H209L210 226V224L208 223L207 224V222H208ZM214 220V221H213ZM215 220H216V222H215ZM49 221V222H48ZM60 223H63V224H61V225H63L62 227H61V225H59L58 223L59 222ZM220 221V222H219ZM222 221V222H221ZM227 221V223H224V222H226ZM46 222H48L47 224H46ZM51 222V223H50ZM53 222V223H52ZM55 222H57V224L55 223ZM221 223V225H219L218 223ZM231 222H233V223H231ZM235 222H237V223H239L238 225L239 226H237V223H235ZM40 223V224H39ZM41 223H45V224H43V226L46 228V227H50L51 228V230H50V233L48 234V236L47 235H45V232H46V230H45V232L44 231H41V230H43V229H45L44 227H41ZM218 225H217V224ZM241 223V224H240ZM242 223H245V224H243L242 225ZM49 224V225H48ZM53 224V225H52ZM205 224H207V226L209 227H207ZM223 224H225V225H223ZM226 224H227V226H228V224L230 225V229H229V231L228 230H226ZM247 224H249V226L247 225ZM250 224H251V226H250ZM258 224V225H257ZM260 224V225H259ZM48 225V226H47ZM60 226V228H64L65 229V231H66V229H67V232H65V231H63V234H61L60 232H62V230H60V232H59V229H58V231H57V226ZM161 225V224H160ZM206 227H205V226ZM212 225V224H211ZM217 225V226H216ZM232 225L234 226V228L232 227ZM262 225V226H261ZM55 226V227H54ZM245 226V228H243ZM94 227V226H93ZM205 227V228H204ZM225 227V228H224ZM232 227V228H231ZM248 227V228H247ZM250 227V228H249ZM49 228V229H50ZM53 228V229H52ZM208 228V229H207ZM224 228V229H223ZM228 228H229V226H228ZM227 228V229H228ZM63 229V230H64ZM85 229V228H84ZM89 229V232L90 233H88V230ZM94 230H95V228H93ZM151 229H153V228H150V229H147L146 231H145V229H142V231L144 230L145 232H140V234L141 233H143L144 234V237L145 236H149V235H146V234H149V232L147 233V231L148 230H150L151 232H154V230H151ZM243 229H245L244 231H243ZM251 229V230H250ZM259 229V230H258ZM55 230V231H54ZM94 230H92L91 229V231H90V228L88 227V228H86V230L84 231V233H85V235H87V234H89L88 235V237L90 236V234H94L95 235V232H94ZM139 230V229H138ZM225 230V231H224ZM261 230H263V229H261ZM41 231V232H40ZM56 231L57 232H59V233H56ZM94 233H93V232ZM155 231H159V229L158 228H155ZM226 231H228V232H226ZM246 231V232H247ZM51 232H54V234L53 233H51ZM87 232V233H86ZM92 232V233H91ZM224 232H226V233H224ZM216 233V234H215ZM51 234V235H50ZM56 234H58V236L56 235ZM143 234H141L140 236H142ZM164 234V233H163ZM175 234H173V235H175ZM214 234H215V236H217V237H215L214 236ZM222 234H221V236L219 235V237H221L222 238ZM250 234V235H251ZM44 235V236H43ZM59 235H62L63 237H65V238H63L62 236V238H63V240H62V238L59 236ZM250 235L248 236V238L250 237ZM52 236V237H51ZM55 236H57V237H59V238H61L60 240H58V238L57 237H55ZM159 236L161 237V234H159ZM212 237V236H214V238H216V243L215 242H213V243H211L210 241H212V239L213 238H210L209 240L210 241H207V242H204V241H206L207 239H208V237ZM44 237H46V239L44 240ZM53 237L54 238H56L55 239V241H58V242H55L54 241V239H53ZM91 237V236H90ZM93 237H95V236H93ZM169 237H171V236H169ZM181 237V238H180ZM43 240H42V239ZM50 238H52V239H50ZM179 238V239H178ZM224 238V237H223ZM222 238V240L220 241V243L218 244V247H219V245L221 244V242L223 243V241L225 240V239H223ZM226 238V237H225ZM50 239V240H49ZM65 239V240H64ZM175 239V240H174ZM163 241L162 240V237L159 239V243L161 242V241ZM51 241V242H50ZM52 241H54L53 243H52ZM61 241V242H60ZM166 241V240H165ZM165 241H163L165 244H167V242H165ZM177 241V242H176ZM226 241H227V239H226ZM64 242H66V243H64ZM225 242V241H224ZM55 243V244H54ZM164 243H161V245L162 244H164ZM209 243H211V245H209L210 246V249H209V247H207L206 249H209V251L207 250V252H206V250H205V247H206V245H208ZM61 244V245H60ZM205 244V247H203V245ZM51 245L53 246V247H51ZM56 245V246H55ZM58 245V246H57ZM221 245H224V244H221ZM221 245H220V248H221ZM63 246V247H62ZM68 246V247H67ZM163 246V245H162ZM61 247V248H60ZM66 247V248H65ZM200 247V248H199ZM63 248H65V249H63ZM62 251H60V250ZM204 249V250H203ZM212 249V250H211ZM40 250V251H39ZM42 250H44V253H41V255L43 254V257H38L39 255H40V253L39 252H41ZM54 250V251H53ZM66 250V252H64ZM196 250H198V253H199V255L197 254V251ZM37 251H38V253H37ZM56 251V252H55ZM196 251V252H195ZM206 252V255L205 254H202L203 252ZM37 253V255L38 256H34L35 254L34 253ZM46 252V253H45ZM48 252V253H47ZM51 252V253H50ZM54 252V253H53ZM194 252L197 254H194ZM211 252H209V254L211 253ZM55 253H57V254H55ZM50 254V255H49ZM53 254V255H52ZM65 254V255H64ZM200 254H201V256L202 255H204L203 257H200ZM242 254H244V255H247V256H249V257H240ZM56 255V256H55ZM47 256V257H46ZM51 256V257H50ZM60 256V257H59ZM52 259V260H51ZM214 259H216V257L214 258ZM96 260H98V257H96ZM54 261V262H53ZM60 261V262H59ZM48 262V263H47ZM53 262V263H52ZM56 262V263H55ZM94 258H93V260H92V264H95L96 263V261L94 262ZM122 263H124V262H122ZM122 263H117V264H122ZM64 264H67L66 262L64 263Z\"/></svg>",
	"mask_w": 264,
	"mask_h": 264
},
{
	"label": "built area",
	"instance_id": "obj_3",
	"mask_svg": "<svg viewBox=\"0 0 264 264\" xmlns=\"http://www.w3.org/2000/svg\"><path fill=\"white\" fill-rule=\"evenodd\" d=\"M90 0H15L0 30V59L27 55L39 42L72 27Z\"/></svg>",
	"mask_w": 264,
	"mask_h": 264
}]
</instances>
